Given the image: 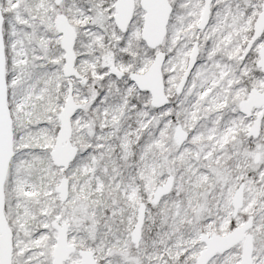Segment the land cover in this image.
I'll return each instance as SVG.
<instances>
[{
	"label": "snow or ice",
	"instance_id": "snow-or-ice-1",
	"mask_svg": "<svg viewBox=\"0 0 264 264\" xmlns=\"http://www.w3.org/2000/svg\"><path fill=\"white\" fill-rule=\"evenodd\" d=\"M0 264H264V0H0Z\"/></svg>",
	"mask_w": 264,
	"mask_h": 264
}]
</instances>
